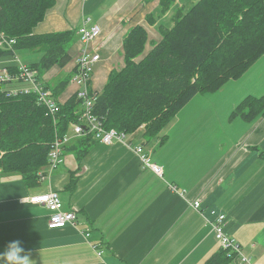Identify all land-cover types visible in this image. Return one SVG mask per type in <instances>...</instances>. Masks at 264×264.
Segmentation results:
<instances>
[{
  "label": "crops",
  "instance_id": "crops-1",
  "mask_svg": "<svg viewBox=\"0 0 264 264\" xmlns=\"http://www.w3.org/2000/svg\"><path fill=\"white\" fill-rule=\"evenodd\" d=\"M195 1L174 0L166 13L158 14L159 0H56L33 32L77 30L80 25L72 26L80 15L82 20L86 11H96L97 18L90 20L101 32L92 46L100 60L90 85L99 91L109 71L122 64V41L129 29L141 25L147 44L157 41L158 26L168 25L177 9ZM79 48L77 39L65 67L54 66L41 74L40 81L51 91L74 73ZM14 58L0 60L13 63ZM225 92L230 93L231 104L223 110L194 95L179 110L185 119L177 120L176 114L163 129L164 139L147 141L138 128L128 136L129 144L94 140L79 157L74 149L79 142L68 127L71 138L63 162L49 174L37 172L38 183L26 185L19 174L0 170V251L8 242L20 240L30 264H203L221 249L211 222L216 213H223L225 232L234 237L250 264H264V115L232 116L246 96L264 95V56L213 94ZM75 93L76 86L68 82L56 98L63 103ZM193 101L203 104L194 105L196 114L191 116ZM174 128L177 131L169 136ZM137 144L151 149L163 168L162 178L141 168L131 149ZM71 178L76 185L68 191ZM50 191L59 194L64 211H76V224L50 229L49 211L28 202L29 197ZM195 200L200 201L197 209L190 205ZM228 264L236 262L231 259Z\"/></svg>",
  "mask_w": 264,
  "mask_h": 264
},
{
  "label": "trees",
  "instance_id": "trees-1",
  "mask_svg": "<svg viewBox=\"0 0 264 264\" xmlns=\"http://www.w3.org/2000/svg\"><path fill=\"white\" fill-rule=\"evenodd\" d=\"M55 2L0 0V34L15 40L11 48L0 47V59L15 57L17 50L38 51V60L25 64L39 79L51 67L62 69L71 61L69 49L78 39L76 30L33 32ZM173 2L159 0L158 14L166 13ZM158 34L159 39L146 50L148 37L143 26L135 25L125 33L122 64L109 71L91 106L105 129L128 137L139 128L147 141L164 139L162 130L194 95L220 90L264 56V0H196L177 9L168 25H159ZM4 65L12 75L17 73L15 63ZM70 78L67 75L54 84V97ZM6 83L13 82H0V170L19 174L26 185H32L38 183L37 172L48 174L47 154L52 141L67 132L70 122L77 121L80 101L75 94L69 96L59 103L53 117L37 103L34 93L11 95ZM234 115H264V95L246 96L234 108ZM75 139L79 157L94 142L90 134ZM142 147L156 163L151 149L144 144ZM137 159L141 168L150 169ZM74 179H70L68 191L74 190ZM227 253L221 248L203 264H228L231 258Z\"/></svg>",
  "mask_w": 264,
  "mask_h": 264
},
{
  "label": "built area",
  "instance_id": "built-area-1",
  "mask_svg": "<svg viewBox=\"0 0 264 264\" xmlns=\"http://www.w3.org/2000/svg\"><path fill=\"white\" fill-rule=\"evenodd\" d=\"M101 29L98 24L92 23L89 17H83L80 26L76 30L80 48L75 59V71L70 78V83L76 86V96L80 101V109L76 122H70L69 126L72 135L83 136L90 134L93 140L101 144H111L119 141L128 143V137L115 129H105L101 121L91 112V106L96 99V92L91 89V80L95 65L100 60L99 52L93 48L92 43L100 36ZM14 41L6 39L3 34L0 35V46H10ZM17 66V73L12 75L7 69L0 70V82L20 81L22 86L10 89L11 95L34 93L38 104H41L51 116H55L59 110L58 100L54 97L52 91L40 81L37 72L30 69L25 63H21L14 58ZM71 136L65 133L62 136H56L52 141L47 154V172L53 170L63 162V147L69 142ZM145 165L159 177L162 176V168L156 163H152L149 155L143 151V147L137 144L131 148ZM28 202L33 205L43 206L49 211L47 225L50 229L61 228L67 224H76L77 216L75 210L64 211L58 194L54 191L36 195L28 198ZM200 201H193V207L197 209ZM215 214V211H211ZM225 215L216 213L215 219L211 222V231L219 246L226 250L227 255L236 262V264H250V258L244 254L237 241L225 232ZM88 233L86 234V236ZM100 254V253H98Z\"/></svg>",
  "mask_w": 264,
  "mask_h": 264
},
{
  "label": "rangeland",
  "instance_id": "rangeland-1",
  "mask_svg": "<svg viewBox=\"0 0 264 264\" xmlns=\"http://www.w3.org/2000/svg\"><path fill=\"white\" fill-rule=\"evenodd\" d=\"M82 4V3H81ZM87 15H84L85 17H89L91 20L93 19H96L97 18V14H96V11L92 12V13H89L88 14V11L85 12ZM71 14H73V12H71ZM70 22H72V20H70ZM81 23V15L79 17V19L77 20V22L72 26V29H76ZM156 41H151L147 44L148 46H152V44H154ZM73 45V44H72ZM72 48V46H71ZM70 48V49H71ZM146 49H148L146 47ZM77 52V50H76ZM40 57V53L36 50H17L16 51V54H15V59L18 60L19 62L23 63V62H32V61H36L38 60V58ZM4 60V61H3ZM3 60H0V67L3 66L4 64H7L5 62V60L7 59H3ZM121 61V60H120ZM13 63H15V61L13 60L12 61ZM121 65V64H120ZM119 66V65H118ZM117 68V67H115ZM5 68H1V70H3ZM44 72V71H43ZM13 82H20V81H13ZM21 83V82H20ZM21 86V85H20ZM46 86V85H45ZM15 87H19V86H15ZM13 88V87H10V89ZM48 88V87H47ZM50 89V88H49ZM51 90V89H50ZM95 91V90H93ZM97 92V91H95ZM205 94H213V93H199V98H202L204 101H205V104L206 105H210L212 106L213 108L217 109V110H223V109H226L227 107L230 106L231 104V96H230V93L228 92H225L221 95H216V93H214L213 95H210V96H202V95H205ZM76 95V93H75ZM56 98V97H55ZM57 99V98H56ZM58 100V99H57ZM58 103H60L58 101ZM198 104H203L202 101H193L191 103V106H192V109H191V112L189 115L191 116H194L196 113H194V111L196 110L194 105H198ZM177 120H184L185 119V115L183 112H179L177 113ZM218 116L220 117L221 114H218ZM217 118V117H216ZM165 130H163L162 132H164ZM177 130L174 128L168 135L169 136H173L174 133L176 132ZM135 154V153H134ZM135 156L138 158V156L135 154ZM54 171V170H53ZM162 177V176H161ZM192 207H193V202L190 204ZM194 208V207H193Z\"/></svg>",
  "mask_w": 264,
  "mask_h": 264
},
{
  "label": "clouds",
  "instance_id": "clouds-1",
  "mask_svg": "<svg viewBox=\"0 0 264 264\" xmlns=\"http://www.w3.org/2000/svg\"><path fill=\"white\" fill-rule=\"evenodd\" d=\"M0 264H30V256L20 240L8 242L4 250L0 251Z\"/></svg>",
  "mask_w": 264,
  "mask_h": 264
},
{
  "label": "bare ground",
  "instance_id": "bare-ground-1",
  "mask_svg": "<svg viewBox=\"0 0 264 264\" xmlns=\"http://www.w3.org/2000/svg\"><path fill=\"white\" fill-rule=\"evenodd\" d=\"M1 34H3V33H1ZM0 34V35H1ZM4 35V34H3ZM5 36V35H4ZM5 38L6 39H12L14 42L10 45V46H8V45H3V46H0L1 48H11V46L15 43V40L13 39V38H7L6 36H5ZM236 107V106H235ZM144 134V133H143ZM155 139V138H154ZM148 140V139H147ZM81 152V151H80ZM84 153V152H83ZM80 154V153H79ZM145 166V165H144ZM74 179V178H73ZM74 180H76V179H74ZM73 182V181H72ZM75 184V183H74ZM73 187H75V186H73Z\"/></svg>",
  "mask_w": 264,
  "mask_h": 264
}]
</instances>
